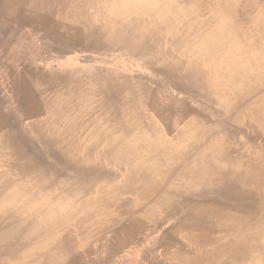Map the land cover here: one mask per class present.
<instances>
[{
    "label": "bare ground",
    "instance_id": "6f19581e",
    "mask_svg": "<svg viewBox=\"0 0 264 264\" xmlns=\"http://www.w3.org/2000/svg\"><path fill=\"white\" fill-rule=\"evenodd\" d=\"M107 2L0 0V31L5 32L0 67L7 72L22 123L29 121L24 128L13 126L0 112V264H80L73 240L63 231L67 225L90 228L99 218L107 219L98 223L100 232L119 228L112 248L118 253L150 223L160 225L164 210L180 214L159 249L167 260L149 264H264V75L245 74L254 63L244 62L237 45L217 31L198 34V46L185 44L186 36L176 32L174 43L166 40L176 53H198L216 68L224 90L218 106L231 91L232 102L219 107L226 123L220 124L222 130L212 128L198 111L190 113L196 120L186 122L182 101H169L119 71L15 70L22 67L8 48L27 50L41 38L55 40L62 50L125 52L148 59L149 66L161 65L152 71L177 91L195 95L206 90L196 63L185 66L179 57L169 60L167 48L160 50L162 40L144 17L155 24L159 16L169 26L161 8L145 0H116L108 11ZM253 44V50L261 46ZM233 45L237 60L225 55ZM221 54L226 59L219 61ZM261 65L264 70V60ZM241 111L251 121L241 122ZM144 112L164 119L166 132L153 130ZM229 122L238 124L234 131H240L246 152L231 149ZM173 126L180 130L172 136ZM87 128L92 133L78 138ZM116 131L121 137L140 133L127 140L116 137ZM116 168L122 172L119 183ZM196 187L198 201L195 195L176 199ZM109 210L114 218H106ZM80 236L83 249L88 241Z\"/></svg>",
    "mask_w": 264,
    "mask_h": 264
},
{
    "label": "rangeland",
    "instance_id": "374dc122",
    "mask_svg": "<svg viewBox=\"0 0 264 264\" xmlns=\"http://www.w3.org/2000/svg\"><path fill=\"white\" fill-rule=\"evenodd\" d=\"M114 1L116 0H108V5L106 6L108 11L114 7ZM145 1L147 3L155 4L150 6L161 8L160 12L164 16V19H167L170 23L169 26H166L162 21V18H159L158 16L156 18L157 22L154 24L150 17H144V19H146L150 24V29H153V35H159L162 40L160 45V48L162 49L160 50H163L164 48L168 49V55L170 57L169 60L179 57L185 66H188L191 61L197 64V67H199L205 76V80L201 82L206 85V90H203L204 87L200 85L203 90L202 93L194 95L184 91H177L173 84L168 83L157 75V73L152 71V68H160L161 65L151 64L149 66L146 63L148 59H137L131 55L124 54L125 52L96 53L94 51H82L70 48L62 50L61 47H58L59 45L55 40H43L41 38H38L33 45L29 47L30 50L27 49L29 51H27L24 47H16L15 49L12 47L8 48V54H10V56L13 55L12 57L15 58L13 60L14 63H20L19 67H22L15 70L18 72L24 69L25 66L26 68H32L34 71L40 72L48 67L56 66L62 69L79 68L82 70H88L90 67H94L97 69H109L110 72L119 71L123 77H127L129 79L132 78V80L134 79V84L148 85L156 91L154 92L156 94L158 91L159 94L161 92L163 97L165 99H169V101H182L186 111V122L194 119L196 120V118L193 115H190V113H192V111H198L202 117L209 120L212 128L215 127L222 130V128L226 126V123L223 120L222 114L219 112V107L223 108L232 102L231 100H233V96L231 91L228 93L229 100L219 103L220 106H218L217 101L219 97L224 94V90L220 88L221 83L220 78L217 76L216 68L204 63L202 60L203 57L200 55L198 56V53L195 56H183L176 53L173 47V43L176 40L173 39L176 38V34H180V36L184 35L186 37L182 39L185 44L188 43L190 45L198 46V34L209 36L210 31H217L224 38L223 40L237 45V48L244 51V62L254 63L252 68L244 70L245 74L248 76L262 77L264 75V70L261 65L264 60V0H167L168 5H161L160 2H163V0H151V2H149V0ZM229 9L234 10V13H229L227 11ZM95 10H97V8L91 9V13L94 14L96 12ZM259 14L260 17H257ZM215 17H217V19ZM154 27L157 32H154ZM168 28H170V34L166 33ZM174 32H176V34H174ZM3 34L0 31V42L3 38ZM166 40H171V42L173 41V49H170L169 46H167ZM255 41H257L258 46L261 45L257 50H253L254 44L252 45V43ZM258 41H260V43ZM234 45L225 55L227 57H236L237 60L238 55ZM2 48L3 47L0 43V51ZM36 50H38V52ZM15 52L18 56L14 54ZM156 52H158V49ZM3 54L4 52H0V55ZM225 55L221 54L217 57V59L219 61L224 60L226 59ZM223 64L225 66L224 62L221 65ZM196 83L198 86V81ZM3 86L6 88H3ZM0 88V112L5 114L13 126L21 125L24 128L26 122L27 125H29V121L22 123V113L17 109V104H15L11 93H9L10 88L8 75L2 67H0ZM225 93L227 92L225 91ZM143 115L146 120H150L154 123L153 130L158 131V133H163V131H165L164 124L166 121L164 119H160V117L156 118L151 112H144ZM249 115L250 114L248 112L244 113L241 111L239 112V120H241V122L248 123L251 121L248 119ZM220 124L224 126L221 128ZM208 126L209 125H206L205 127L207 128ZM227 126L230 131L229 137L232 141L231 149L239 153H244V151L246 152V150H244L246 147H244L245 145L240 140L242 138L240 131H234L235 127H238V124L229 122ZM92 130L93 129L90 128L83 129L82 132H79L80 134H78V138H82V135H90ZM179 130V128L173 126L171 133L172 136ZM139 133L140 131H135L129 135H123V137L127 140H131ZM104 136L105 134H103L101 138H104ZM115 136L123 138L117 131ZM148 138L149 137H147L146 140H148ZM109 168L113 169L112 167ZM120 172L121 171L119 170L116 171L117 183L122 182L120 181V174L122 172ZM198 191H200V189L196 187L190 193H184L182 197H178L176 199L179 202H182L183 200L188 198L190 199V197L195 195V199L198 201V196H196L198 195ZM128 198L132 199L130 196H128ZM108 212L109 213H107L108 216L106 218L115 217V213L113 211L109 210ZM179 214L180 211L177 213L175 210H164L159 215L161 218L160 225L155 226L150 223L149 226L140 233L135 242L128 243L118 253H114L112 248L115 246L114 240L115 236L117 237L119 228L117 227L118 229L115 230H104L103 232H100L99 230L98 223H103V221L107 220L105 218H99L100 220L98 219V222L92 227L82 229L80 231L74 226L70 227L67 225L63 234L69 235L71 240H73V248L74 252H76L75 260L80 264H149L152 260L156 259L165 262L167 257L161 254L159 249L161 245L166 242L164 233L176 223V219ZM80 233H82L83 237L85 236V241H88L83 249L80 248L83 240L81 239L82 237L80 236Z\"/></svg>",
    "mask_w": 264,
    "mask_h": 264
}]
</instances>
